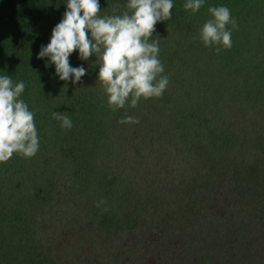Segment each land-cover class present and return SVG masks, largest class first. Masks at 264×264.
I'll use <instances>...</instances> for the list:
<instances>
[{"label":"trees","instance_id":"trees-1","mask_svg":"<svg viewBox=\"0 0 264 264\" xmlns=\"http://www.w3.org/2000/svg\"><path fill=\"white\" fill-rule=\"evenodd\" d=\"M152 2L140 17L122 22L125 4L117 6L112 0H0V187L7 189L0 200L6 201L0 203V219H24L29 214L26 207L40 220L33 229L36 236L43 235V223L59 226L50 218L60 215L49 211V197L57 194L61 183L68 192L77 186L79 168L80 179H89L87 171L102 158L104 171L111 175L100 182H87L79 194L90 192L96 203L104 202L103 212L94 207L98 220L103 226L114 224L110 220L118 195L115 178L121 172L127 174L126 166L117 164L120 158L132 157L131 167L141 172L172 150L173 158L167 160L166 152L163 165L168 162L174 168L179 163L176 171L171 170L180 174L179 199L183 202L178 207L170 203L168 220H173L185 238L202 229L208 233L205 240L194 234L193 243L199 241L198 246L208 245L214 251L224 247L225 258L239 264V259L234 260L236 249L249 260L264 245V236L253 239L254 226L264 229V132L246 136V129H240L238 136L222 138L218 148L203 154L194 150L205 139L213 143L207 139L215 121L225 119L223 110L229 106L238 104L246 111L250 107L264 120V0ZM22 9L29 11L32 21L28 30V39H32L25 47L19 35L29 22ZM102 15H112L117 24L111 27L112 22L104 21ZM133 19H142V23ZM124 25L135 30L134 37L117 36L123 29H115ZM103 48L115 50L114 63L92 58L105 55ZM106 64H114L116 76L130 85H121L122 92L113 99L102 98L90 84L100 71L110 80L117 79ZM132 95L142 97L140 106L147 108L150 122H142L144 111L136 124L127 123L121 105ZM209 121L212 128L206 130ZM137 134L147 136L127 142L129 135ZM142 141L144 146L138 144ZM37 150L42 158L34 161L36 155L28 151ZM194 155L195 162L202 158L209 165L195 170L190 164ZM215 194L220 202L222 198L232 200L238 213L232 222L209 217L210 229L201 216L209 212ZM161 200L158 197L159 203H152L154 214L162 212ZM6 206L21 208L6 217ZM90 211L89 218L96 221L94 210ZM133 216L127 214L129 221H121L126 229L135 226ZM0 252L7 259L2 264L13 260L20 261L17 264H61L58 256L52 258L53 253L43 248L13 257L6 247ZM128 260L127 264H134ZM205 260L200 253L195 263ZM103 264H113L112 258Z\"/></svg>","mask_w":264,"mask_h":264},{"label":"rangeland","instance_id":"rangeland-1","mask_svg":"<svg viewBox=\"0 0 264 264\" xmlns=\"http://www.w3.org/2000/svg\"><path fill=\"white\" fill-rule=\"evenodd\" d=\"M112 1L117 4V6L122 2L125 4L126 10L121 11V13L124 11L122 22L131 18H136L139 10L145 12L152 7L153 3L152 0H146V9L142 10L145 0ZM129 6L132 7V9H129ZM133 21L142 23V19H133ZM128 25L118 27V30L123 29V31H126L128 30ZM105 27L107 28L108 26L106 25ZM111 27H114L112 23ZM165 42L169 45L170 37H168ZM103 50L106 51L105 55L92 56V58H97L106 63H114L115 50L108 51L104 48ZM109 65L116 76L114 64ZM109 65L106 64L105 67L108 68ZM97 69L99 68L97 67ZM116 78V80H110L111 78L109 76L104 75L100 71L96 74L95 79L90 80V84L93 86L92 90L100 92L102 98H116L122 92L120 88L121 85L122 87H130L129 84L125 83V81H127L125 78L117 76ZM96 87H98L100 91L97 90ZM169 89L174 90L175 88L169 87ZM142 101V97H134L132 95L130 99L128 98L127 101L121 105L122 110L125 111L127 123L136 124L141 118L142 113L147 110L146 107L140 106ZM130 102H133L131 107H129ZM252 105L254 106L255 102H252ZM154 106L155 109L162 108V106L159 105ZM249 108L246 111V107H242L238 104L225 108L223 110L225 113V119L223 121H215L216 126L213 127L214 132L209 139H207L213 143H205V139L201 142L200 146H196L194 151L203 154V151L218 148L224 142L222 138H227L228 136L230 138L232 134L238 136L240 134V129H246V136L258 135L264 132V120L257 117L251 110H249ZM164 110L168 112V108H163L162 111ZM261 112L262 111H257V114H260ZM214 118L215 117H211L210 119ZM146 121H151L148 111H146L145 116L142 118V122ZM124 122L126 121L123 120L122 123ZM209 123L210 125L206 130L212 128V121H209ZM142 135L144 137L147 136V134ZM142 135H129L127 142L135 143V141L142 137ZM194 137L195 135H193L192 139ZM215 139H217V141H213ZM138 144L144 146L143 141ZM39 148L42 149L41 146H39ZM132 148L133 147L129 145L127 151L131 152ZM43 152L45 153V151ZM166 152L156 162H150V166L145 167L141 172L137 170L136 167H131L132 157L129 160L123 159V157L120 158L117 164H120L122 167L126 166L127 174L121 172L115 178V187L117 189L116 194L118 195L114 204L112 214L113 220H110L115 221L114 224L109 222L103 226L102 220H98V213L96 214L95 208L100 209L101 212H103V209L101 208L105 206L104 202L99 201L96 203V198L93 197L90 192H84L82 195L79 194V192L87 186V182H100L104 179L105 175H111L109 171H104L105 169L101 165L102 158H100L97 159L94 162V166H91L87 171L86 174L89 179H86L85 177L83 180L80 179L81 168H79L78 183L79 181L80 183L77 186L73 187L68 192L66 190L67 186L63 189L61 187L63 184L61 183L60 186L57 187V194L54 193L53 196L49 197L51 198L48 206L49 211H51V214L60 215L50 216V218L56 219L59 226H56V224L51 225L49 222L43 223V235L36 236L33 229L40 220L36 219L38 215L35 211H32L25 206L24 207L29 211V214L27 216H22L24 219H0V246H4L3 248L0 247V250L2 251L5 247L8 248L11 257H13L16 254H25L26 251H34L35 248H43L46 252L53 253L51 255L52 258L58 256V261L61 262V264H103L106 260L111 258L113 264H127L128 261H130L128 259L134 261V264H136V260L142 261L137 262V264H231L233 259L231 261L226 259V253H223L226 248L217 246L214 251L208 245L198 246L199 241H195V243L191 241V236L194 234L199 235V240L202 241L205 240L208 233L205 235L202 229H195L185 238V236L182 237L180 233L177 232L175 223L170 222L173 220H168L170 218L168 212L170 203H174L175 206L178 207L183 200L179 199L181 197L178 188L180 174L178 171L176 174L173 173L178 169L179 163H177L174 168L168 162L163 165L165 156L167 160H170L175 154L172 150H166ZM28 154L36 155L33 159L34 161H38L42 158V152H40V150H37L36 153L34 151H28ZM195 157L196 155L193 156L194 161L190 163L195 170H197V167L202 168L209 165V162L207 160L204 161L202 158H200L198 162H195ZM83 165L84 163L82 166ZM98 172L103 173V177L100 176ZM182 173L184 175L186 174L184 169L182 170ZM6 190L7 189L0 187V200L5 198V194L7 193ZM158 197L162 198V212L154 214L152 203H159ZM219 198L220 196L217 194L212 195L214 203L211 205L209 212L201 216V219L206 222L205 226L207 224L210 229L212 224L208 222L209 217L223 219L226 222H232V219L235 221L237 218V205H234V202L232 205V200H227L226 202L223 198L220 202ZM5 202L6 201H0L2 204ZM120 204L121 207H119ZM230 204L232 205L231 208ZM91 206H93V208ZM80 207L82 209H80ZM20 208L21 206H14L13 208L7 207V210L3 212H5L7 217L8 214L12 215L13 211H17ZM90 209L94 210L96 221L89 218L88 214H93ZM239 210H241L240 207ZM142 211L143 213H141ZM127 214L134 215L132 220H135V222L132 221L135 226H131V228L128 229H126L121 223V221H129L126 220ZM47 215L48 213L46 216ZM118 216L119 219H117ZM66 220H69L71 224ZM253 229V239L264 236V229L262 230L261 226L256 225ZM6 237L7 243H5ZM34 242H37V244ZM253 246L254 243L249 247L247 246L245 253L246 251H250ZM235 252L237 258L234 260L239 259V261L237 260L239 264H249L250 262H253L254 264H264V245L259 247V254L256 253L254 255L255 258L250 257L249 260H245V256L241 255V249H236ZM200 253H204L208 260L195 263V260L196 258H199ZM117 256H119L118 263ZM6 260L7 259H4L0 252V264ZM18 262L13 260L8 264H17ZM132 263L133 262H130V264Z\"/></svg>","mask_w":264,"mask_h":264},{"label":"clouds","instance_id":"clouds-1","mask_svg":"<svg viewBox=\"0 0 264 264\" xmlns=\"http://www.w3.org/2000/svg\"><path fill=\"white\" fill-rule=\"evenodd\" d=\"M22 10L25 12L24 17L27 16V19H28V22H29L28 27L22 32V34L20 33V35H19L20 45H21V47H25V46H27V45L30 44V41L32 39V36L28 39V30H29V28L32 27V21H31L30 16L28 15L29 14V11L28 10H25V9H22ZM141 14H143V12H141V10H139L137 17H140ZM102 17H103L102 19L104 21L112 22L113 25L117 24V22L114 21V18H113L112 15H102ZM115 30L117 31L118 28H116ZM117 36L119 38H125L126 36H128L129 38H132V37L135 36V30L134 29H131V28H128V30L121 31L120 33H118ZM154 38H155V42H157L156 41V35H155ZM33 131L35 132V125L33 126ZM40 137H42V136H40Z\"/></svg>","mask_w":264,"mask_h":264}]
</instances>
